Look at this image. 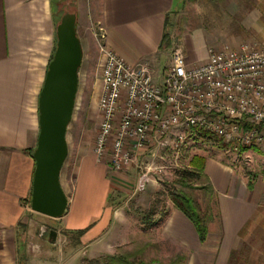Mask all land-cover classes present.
<instances>
[{
  "label": "crops",
  "instance_id": "obj_1",
  "mask_svg": "<svg viewBox=\"0 0 264 264\" xmlns=\"http://www.w3.org/2000/svg\"><path fill=\"white\" fill-rule=\"evenodd\" d=\"M66 1L69 0H0V264H80L83 257L90 258L92 253L108 254L126 245L137 228V219L126 203L114 205L112 200L119 187L118 177L126 174L108 170L84 152L78 155L70 187L65 188L62 183L65 162L60 172L68 205L65 215L56 221H60V228L67 235L62 240L57 234L54 244L48 241L27 256L17 246L32 189V153L39 133L38 96L55 50L56 7ZM98 3L102 45L130 65L147 66L153 81L160 82L171 64L172 47L164 40L166 20L176 0ZM186 61L192 64L187 58ZM224 162L207 158L203 167V179L215 195L206 240L199 241L193 225L175 208L168 211L162 225L194 252L186 264H248L258 259V249L249 257L242 251L250 224L260 213L262 194L249 189ZM71 234L79 236L77 249L69 238ZM213 242V253L204 252L205 244ZM256 262L264 264V251Z\"/></svg>",
  "mask_w": 264,
  "mask_h": 264
},
{
  "label": "rangeland",
  "instance_id": "obj_2",
  "mask_svg": "<svg viewBox=\"0 0 264 264\" xmlns=\"http://www.w3.org/2000/svg\"><path fill=\"white\" fill-rule=\"evenodd\" d=\"M98 1L69 0L56 7L57 23L65 11L77 15V35L83 53L74 112L68 130V156L62 171L65 188L73 183L79 153L92 155L98 164L107 166L111 171L108 157L97 161L94 153L101 124L97 104L101 95L100 71L104 63ZM165 36L164 44L172 47L170 55L179 48L192 65L204 63L209 49L218 50L225 45L232 48L247 45L250 49L264 51V0H176L166 20ZM194 157L204 163L207 158L221 159V162L225 160L224 163L234 169L249 189H257L262 194L258 208L260 213L250 224L247 243L242 251L245 257H249L251 252L258 249V259L248 264L259 261L264 251V156L255 150L234 151L206 135L173 131L165 147L142 152L137 166L118 172L126 176L118 177L119 187L112 197L114 205L126 203L137 219V228L128 238V243L112 249L108 254L92 253V257H83L85 259L79 263L186 264L194 252L164 230L162 225L168 211L175 208L171 199L174 195L189 198L204 218L212 219L215 195L207 180H188L180 176L183 171L194 170V163L190 164ZM143 175L145 178H142ZM139 182L141 186L136 188ZM26 212L28 215L17 234V242L20 243L17 246L22 247L23 256L34 253L37 246L46 245L50 230L56 231L62 240L67 235L60 228V221L31 212L29 202ZM43 229L45 232H42ZM69 238L77 249L79 236L71 234ZM215 246L214 242L205 244L204 252L212 254ZM244 263L247 264L246 261Z\"/></svg>",
  "mask_w": 264,
  "mask_h": 264
},
{
  "label": "built area",
  "instance_id": "obj_3",
  "mask_svg": "<svg viewBox=\"0 0 264 264\" xmlns=\"http://www.w3.org/2000/svg\"><path fill=\"white\" fill-rule=\"evenodd\" d=\"M101 52V124L94 153L97 161L108 157L114 173L137 166L149 148L165 147L173 131L264 156V51L225 45L192 65L176 48L158 83L147 66L130 65L103 45Z\"/></svg>",
  "mask_w": 264,
  "mask_h": 264
},
{
  "label": "water",
  "instance_id": "obj_4",
  "mask_svg": "<svg viewBox=\"0 0 264 264\" xmlns=\"http://www.w3.org/2000/svg\"><path fill=\"white\" fill-rule=\"evenodd\" d=\"M55 41L38 96L39 133L32 153L30 210L57 220L65 215L68 205L59 178L68 154L66 133L75 106L83 57L75 13H62L55 27ZM56 237V231L48 232L49 243L54 244Z\"/></svg>",
  "mask_w": 264,
  "mask_h": 264
},
{
  "label": "trees",
  "instance_id": "obj_5",
  "mask_svg": "<svg viewBox=\"0 0 264 264\" xmlns=\"http://www.w3.org/2000/svg\"><path fill=\"white\" fill-rule=\"evenodd\" d=\"M191 163H194V165L192 164L194 170L181 172L180 176H182V179L187 178L188 180H191L196 178H203L202 172L204 167V161L197 157H194L190 161V164ZM171 199L175 209L181 212L193 225L199 241L204 242L207 237V223L210 221L211 218H204L201 214V211L198 210V208L193 207L194 202L189 198L174 195Z\"/></svg>",
  "mask_w": 264,
  "mask_h": 264
}]
</instances>
